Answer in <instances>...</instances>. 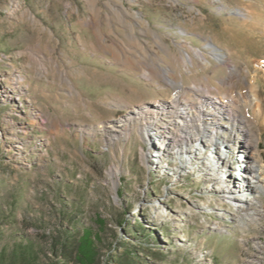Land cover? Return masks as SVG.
<instances>
[{
	"label": "rangeland",
	"instance_id": "rangeland-1",
	"mask_svg": "<svg viewBox=\"0 0 264 264\" xmlns=\"http://www.w3.org/2000/svg\"><path fill=\"white\" fill-rule=\"evenodd\" d=\"M119 17L164 71L130 59ZM176 89L194 110L181 98L164 132ZM253 160L264 173V0H0V247L74 216L103 220L99 264L121 242L143 264H264Z\"/></svg>",
	"mask_w": 264,
	"mask_h": 264
},
{
	"label": "trees",
	"instance_id": "trees-1",
	"mask_svg": "<svg viewBox=\"0 0 264 264\" xmlns=\"http://www.w3.org/2000/svg\"><path fill=\"white\" fill-rule=\"evenodd\" d=\"M3 212L0 209V213ZM97 221L96 231L91 227L80 226L79 219L73 216L67 226H57L54 232L44 237L42 243L26 239L13 242L9 249L4 245L0 247V264H99V230L103 220L99 218ZM121 245L125 246L123 255L111 254L105 263L109 264L112 260L114 264H143L142 257L137 250L131 249L129 243L121 242Z\"/></svg>",
	"mask_w": 264,
	"mask_h": 264
},
{
	"label": "bare ground",
	"instance_id": "bare-ground-1",
	"mask_svg": "<svg viewBox=\"0 0 264 264\" xmlns=\"http://www.w3.org/2000/svg\"><path fill=\"white\" fill-rule=\"evenodd\" d=\"M94 10L97 12L98 11V8H97V6L95 5L94 7ZM119 13V12H118ZM132 16H133V18L137 21V22H139V24H141L142 25V29H150L149 28V25H148V22H146L144 19H142V17H141V15L140 14H138V13H133V14H131ZM119 21L122 23V24H126V22H125V20L122 18V17H119ZM131 22V21H130ZM129 22V23H130ZM128 23V25L126 26V27H128L129 29H130V32H129V34H128V40H129V42L127 43V49H126V47H122V49H125V50H127L128 52H130L131 53V58L130 59H136L137 60V62L138 63H140V64H143L144 65V63H146L149 67H150V69H152L154 72H158V71H160V69L162 70V71H164V66H162L160 63H157L150 55H149V53H148V51H147V49H146V47H144V45L142 44V42L138 39V37L134 34V32L132 31V28H133V25H132V23H130L129 24ZM95 31H96V34L98 35V36H100V32H99V30L95 27ZM145 31V30H144ZM147 31V30H146ZM183 32V31H182ZM153 36H154V41H156L159 45H161L162 47H164V41H163V39L161 38V36L159 35V34H157V33H155V32H153ZM99 39V38H98ZM101 39V38H100ZM99 39V40H100ZM104 41V40H103ZM123 45V44H122ZM208 46L209 47H211L212 48V45H210V44H208ZM109 49L112 51V53H113V56H114V58L115 59H120V58H123L124 57V51H122V49L121 48H119V49H117V48H115V47H109ZM194 55H196V56H198L199 58H200V60H201V62L202 63H207V62H209V60H208V58L205 56V55H203L202 53H201V51H199V50H194ZM215 56L217 57V58H219V59H221L223 56H224V54L223 53H221V52H216L215 53ZM151 57V58H150ZM130 59H128V61L130 60ZM127 60V59H126ZM125 61V60H124ZM183 61L187 64L186 65V68L189 66V65H191V64H193V59H192V56L190 55V53L186 50L185 51V55L183 56ZM136 62V63H137ZM66 72V71H65ZM62 73V75H64L65 76V78L66 79H68V76L66 75V73H64V72H61ZM145 76H147L146 74H144ZM169 81H171V82H173L172 80H169ZM174 84L176 85V86H178L179 87V82L178 81H174ZM178 87H176V88H178ZM194 88V87H193ZM197 88V87H196ZM195 89V88H194ZM179 89H176V90H174V93H173V96H172V99L171 98H169V97H166L165 99H168V100H172L174 103H175V105L177 104L176 102H180L181 103V98H182V101H185V102H188L189 104H191V109H193L194 110V105H193V103H191V101L190 100H186V99H184V96H180L179 98H177V96L179 95V91H178ZM197 90V94H201V95H203L204 93H202V92H204V90L205 91H207L206 89H204V87H202V86H200L199 88H197L196 89ZM193 91V90H192ZM195 92L193 91V94H194ZM219 97H221V98H227L228 96L227 95H225V94H220V95H218ZM184 99V100H183ZM124 104H126V102H124ZM180 104H177V107L179 106ZM233 107V106H232ZM184 109H182V108H180V107H178V110L176 109V110H172V111H169V113L166 115V118H165V120H167V122H166V124L168 125L164 130V132H172V131H179V129H180V124H182V123H184L185 121H186V119L184 120L183 118H181L180 116H181V113H182V111H183ZM190 109H188L187 111H186V113L188 112V114L189 115H191L190 114ZM232 115L234 116L235 115V113H232ZM177 119H179V120H177ZM135 120V119H134ZM131 121V120H130ZM164 123V122H163ZM186 123V122H185ZM165 126V125H164ZM164 126H162V128H164ZM242 136H244V134H242ZM241 136V137H242ZM244 138V137H243ZM175 142H177V141H175ZM220 150H222V149H220ZM225 151L227 150V149H224ZM224 151V152H225ZM208 158V157H207ZM206 162V161H205ZM221 165H219V167H220ZM219 167H217V169H216V167H212V168H208L209 169V171H210V173H213L214 171H215V169H216V171L218 172V173H221V169L219 168ZM248 171L246 172V174H243V177H247V176H251V178H258L257 179V181H256V186H255V188L256 189H260V190H262V191H264V183L262 184V183H260V182H262V180L264 179V173L261 171V170H259V169H257L256 168V165L254 164V160H253V162H250V163H248ZM215 174V173H214ZM226 175V174H225ZM221 176V178H219L218 180L219 181H221V180H224V178L226 177V176ZM215 181V186H217L220 182L219 181ZM217 184V185H216ZM254 199V196H251V195H249V196H240V197H238L237 198V201L236 200H234L235 202H238V204H239V208L241 209V210H244V211H246L247 209H246V203H244L243 201L245 200V201H248L249 203L252 201ZM252 203V202H251Z\"/></svg>",
	"mask_w": 264,
	"mask_h": 264
}]
</instances>
